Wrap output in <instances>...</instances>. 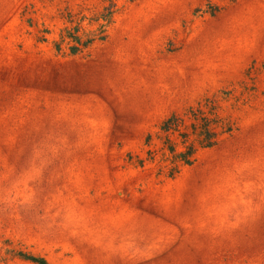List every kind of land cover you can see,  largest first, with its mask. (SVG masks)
<instances>
[{"label": "rangeland", "instance_id": "374dc122", "mask_svg": "<svg viewBox=\"0 0 264 264\" xmlns=\"http://www.w3.org/2000/svg\"><path fill=\"white\" fill-rule=\"evenodd\" d=\"M198 110L216 141L177 164L161 125L183 150ZM12 248L264 264V0H0V264H35Z\"/></svg>", "mask_w": 264, "mask_h": 264}, {"label": "trees", "instance_id": "16d2710c", "mask_svg": "<svg viewBox=\"0 0 264 264\" xmlns=\"http://www.w3.org/2000/svg\"><path fill=\"white\" fill-rule=\"evenodd\" d=\"M195 114L198 116L202 115V117H199L201 121L198 123L199 126L196 134L197 139L187 142L185 149L180 151L176 149V143L170 139L171 132H181L179 125V122L181 121H179L180 117L178 115H172L161 125V129L165 132L164 141L162 143L164 152L168 153L171 156V159L177 162V164L178 162L183 164L191 163L193 156L199 148L211 146L216 141V135L218 132L213 126V118H210L208 115H204V113L200 110L196 111ZM9 251L12 252L14 257H19L35 264H51L45 256L33 253L32 251L15 248L10 249Z\"/></svg>", "mask_w": 264, "mask_h": 264}]
</instances>
